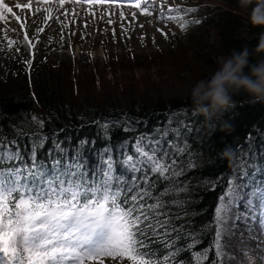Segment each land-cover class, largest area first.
<instances>
[{"label":"snow or ice","instance_id":"6c2138e0","mask_svg":"<svg viewBox=\"0 0 264 264\" xmlns=\"http://www.w3.org/2000/svg\"><path fill=\"white\" fill-rule=\"evenodd\" d=\"M66 2L59 0V8ZM73 2L93 5L106 0ZM151 4L136 0L131 6L151 15ZM15 8L31 10L32 0ZM41 10L37 7L33 14ZM43 11L49 13L47 23L53 18L51 9ZM180 11L168 8L166 19L184 20L172 15ZM120 15L123 18V12ZM9 16L25 28L13 8L0 0V22L7 24ZM41 32L37 28L36 34ZM5 39L11 51L16 41L7 35ZM24 39L34 47L26 31ZM26 64L31 69V60ZM136 123L127 120L122 130L132 131ZM104 128L108 130L107 122ZM201 134L198 125L173 112L163 126L138 133L131 144L125 139L96 148L95 140L83 138L73 145L70 136L59 139L58 133L42 132L32 133L30 147L16 138L0 139V264H104L105 258L120 264H223L219 226L227 223L232 206L242 210L235 219L246 224L255 220L264 231V163L244 156L235 162L234 178L227 181L214 210L216 240L198 249L203 240L191 226L188 172L195 167L189 160L190 140ZM48 141L52 147L45 153ZM257 155L264 159V152Z\"/></svg>","mask_w":264,"mask_h":264},{"label":"rangeland","instance_id":"374dc122","mask_svg":"<svg viewBox=\"0 0 264 264\" xmlns=\"http://www.w3.org/2000/svg\"><path fill=\"white\" fill-rule=\"evenodd\" d=\"M228 2L230 3L229 0H152L150 10L154 16L148 19L151 26L140 21L143 25L137 27L130 21L135 16L138 21L137 12L135 16L130 14L132 12H123L122 18V10L110 5L84 3L85 6L82 7L79 3L68 0L63 8H59V0H49L47 4L32 0V9L25 8L21 11L15 8V4H27L29 1L9 0L7 4L21 18V22L25 23V28L22 29L20 23L11 16L8 17L7 24L0 22V84L6 85L5 82L8 83L10 76L20 69V65L30 82V72L37 64H45L40 73H48L51 79L55 76V79L61 80L58 86L63 84L62 92L67 96L73 92L78 95L77 101L84 105L91 103L101 107L126 108L133 101L153 102L188 97L191 87L198 80L207 79L218 67V58L227 55L216 53L214 56L207 52L212 56L210 61L213 64L208 63L211 65L208 66L204 62L207 57L202 60V55L205 54H198L200 43L197 44L196 39H189V29H182L181 24L189 22L190 16L201 7L228 6ZM105 3L126 2L106 0ZM51 5L58 10L51 9L53 18L46 23L45 17L49 13L43 9H50ZM37 7L42 10L34 15ZM168 8L181 9L172 15L184 16V20L166 19ZM190 8L195 11L186 12ZM250 11L251 7L242 10L248 16ZM65 12L68 13L67 16L64 15ZM73 12L76 13L75 16ZM161 13L164 18H161ZM57 16L59 20L56 19ZM109 20L112 21L111 24L108 23ZM65 24L67 27H64ZM37 28L43 29L39 35L36 34ZM25 31L34 45L32 48H29L28 41L24 39ZM5 35L16 41L11 51ZM209 35V40L213 41V33ZM29 60L32 62L31 69L26 64ZM34 118L41 122L39 115ZM241 214V209L232 206L227 223L219 226L222 229L224 259L228 264H264V259H261L264 257V231L257 226L255 220L246 224L243 219H235ZM104 264L120 262L105 258Z\"/></svg>","mask_w":264,"mask_h":264},{"label":"trees","instance_id":"16d2710c","mask_svg":"<svg viewBox=\"0 0 264 264\" xmlns=\"http://www.w3.org/2000/svg\"><path fill=\"white\" fill-rule=\"evenodd\" d=\"M229 1L228 6L201 7L186 22L189 39H196L197 44L200 43L198 54H205L202 60L206 56L204 62L208 66H211L208 63L212 64V56L207 52L214 56L216 53L229 56L232 50L241 51L245 47L251 53L250 63L264 59V52L255 51L264 27L254 26L250 22L249 16L242 12L239 1ZM211 32L213 41L209 40ZM44 68L45 64H37L30 72L32 77L29 82L26 71L20 65L8 83L5 82L6 85L0 84V139L16 138L28 145L32 133L42 132L58 133L59 139L70 136L73 145L83 138L95 140L96 148L125 139L131 144L132 138L139 139L138 133H152L154 127L163 126L171 113H180L191 126L198 125L202 129L201 136L192 138L189 143V160L195 165L188 172L192 179L190 219L191 226L203 240L198 249L213 245L217 230L214 210L218 197L226 190L227 181L234 178L235 162L244 156L264 163V159L257 155L264 152V102L252 103L250 97L241 92L233 97L237 102L234 109L211 120L195 114L190 95L166 101H133L126 108L101 107L91 103L84 105L77 101L78 95L73 92L68 96L62 92L63 84L58 86L61 80L55 79V76L51 79L48 73H40ZM36 115L41 117L43 125L35 120ZM127 120L140 123H136L132 131H123ZM106 122L107 131L104 128ZM51 147L52 143L48 141L43 151L46 153ZM226 148L230 153L227 156L224 155ZM241 148L245 151L241 152ZM223 264H228L225 259Z\"/></svg>","mask_w":264,"mask_h":264},{"label":"clouds","instance_id":"9594fccd","mask_svg":"<svg viewBox=\"0 0 264 264\" xmlns=\"http://www.w3.org/2000/svg\"><path fill=\"white\" fill-rule=\"evenodd\" d=\"M239 5L245 10L251 7L250 22L264 27V0H239ZM255 51L264 52V32ZM250 55V50L245 47L218 58V67L210 77L198 80L190 89L195 114L205 120L219 117L237 106L233 97L241 92L246 93L252 103L264 102V59L250 63ZM229 154L226 148L224 155Z\"/></svg>","mask_w":264,"mask_h":264},{"label":"bare ground","instance_id":"6f19581e","mask_svg":"<svg viewBox=\"0 0 264 264\" xmlns=\"http://www.w3.org/2000/svg\"><path fill=\"white\" fill-rule=\"evenodd\" d=\"M20 1H21V0H20ZM27 1H29V0H27ZM126 1H127V2H126L125 4H122V3H120V4L104 3V4H105V5H110V6H113V7H117L118 9H121L122 12H124L125 14H127L128 12H132V13H130V14H133V13L135 14V12H137V16L139 17V18H138V21L136 20V16H135V18H134L133 20H130V19H129V20L131 21V23L134 24V25L136 24L137 27H140V26L143 25V24H140V21H141V22H144L146 26H151V24H150V22H149L148 19H151L154 15H153V16H152V14H151V15H141V12H140L139 9H137V8L131 6L133 3H135L134 0H126ZM5 2H6V3L9 2V0H5ZM55 2L57 3V1H55ZM53 4H54V3H53ZM79 5L82 6V7L85 6L84 3H79ZM53 8H54V9H53ZM72 8H73L72 6H69V9H70V10H71ZM50 9L55 10V11L58 10V8L55 9L54 5H53V6L51 5ZM83 9H84V8H83ZM72 10H73V9H72ZM142 20H146V21H142Z\"/></svg>","mask_w":264,"mask_h":264}]
</instances>
